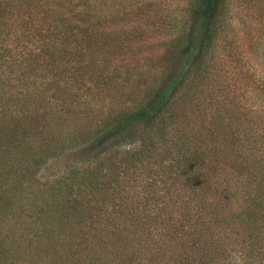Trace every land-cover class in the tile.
I'll list each match as a JSON object with an SVG mask.
<instances>
[{
	"label": "trees",
	"instance_id": "trees-1",
	"mask_svg": "<svg viewBox=\"0 0 264 264\" xmlns=\"http://www.w3.org/2000/svg\"><path fill=\"white\" fill-rule=\"evenodd\" d=\"M177 10L0 0V264H264V0Z\"/></svg>",
	"mask_w": 264,
	"mask_h": 264
},
{
	"label": "rangeland",
	"instance_id": "rangeland-1",
	"mask_svg": "<svg viewBox=\"0 0 264 264\" xmlns=\"http://www.w3.org/2000/svg\"><path fill=\"white\" fill-rule=\"evenodd\" d=\"M145 1V0H143ZM153 2H160L167 13L176 12L177 9L181 8L183 0H146ZM80 156L76 152H68L58 159L53 160L50 164L42 171L40 180L43 183L54 181L55 179L62 176L70 168L82 166Z\"/></svg>",
	"mask_w": 264,
	"mask_h": 264
},
{
	"label": "clouds",
	"instance_id": "clouds-1",
	"mask_svg": "<svg viewBox=\"0 0 264 264\" xmlns=\"http://www.w3.org/2000/svg\"><path fill=\"white\" fill-rule=\"evenodd\" d=\"M226 260L224 264H250V260L243 250L237 246H226Z\"/></svg>",
	"mask_w": 264,
	"mask_h": 264
}]
</instances>
